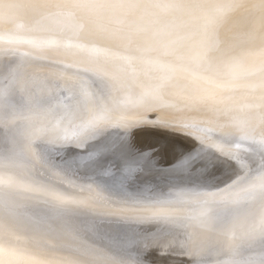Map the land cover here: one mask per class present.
<instances>
[{"label":"snow or ice","instance_id":"1","mask_svg":"<svg viewBox=\"0 0 264 264\" xmlns=\"http://www.w3.org/2000/svg\"><path fill=\"white\" fill-rule=\"evenodd\" d=\"M239 10L258 31L252 43L224 50L216 39L217 31ZM5 25L9 26L7 31ZM55 26H60V34ZM41 29H47L48 34L21 35ZM82 33L86 39L81 38ZM5 42L75 50L90 62L122 72L128 83L109 78L107 71L95 73L91 83L80 82L79 90L68 88L74 108L72 104L64 107L71 117V128L62 123V117L51 138L40 134L47 146L27 159L0 151V264H126L119 251L106 250L88 238L91 232L103 240L116 220L73 218L62 209L93 201L57 193L46 179L48 171H73L57 145L64 147L65 153L71 151L68 144L83 147L103 130L114 110L159 104L206 112L221 129H234L220 132L221 144H228L236 132H242L240 139L251 140L264 150V0H0V44ZM116 42L129 47L113 46ZM2 54L11 51L0 49ZM5 71L0 62V101L12 87L11 80L5 86ZM18 72L17 68H7L11 77H17ZM178 80L197 84L201 90L175 93L171 85ZM256 120L260 125L258 138ZM232 160L239 157L221 147L219 156L210 162L213 170L218 163H227L222 186L212 189L201 184L150 196L124 193L110 201L114 216L136 213L185 228L193 220L215 225L234 214L233 206L264 203V163L244 169ZM18 168L29 171L21 178L24 187L50 192L53 208L42 213L47 220H25L13 206L11 193L5 199L4 185L15 182L12 174ZM211 251L216 253L218 264H264V212L258 224L242 236H234L227 252L218 248ZM137 264L143 261L138 258ZM196 264L203 262L197 259Z\"/></svg>","mask_w":264,"mask_h":264},{"label":"bare ground","instance_id":"2","mask_svg":"<svg viewBox=\"0 0 264 264\" xmlns=\"http://www.w3.org/2000/svg\"><path fill=\"white\" fill-rule=\"evenodd\" d=\"M38 2L56 3L62 2V0H38ZM8 28V25L4 26L5 31ZM55 31L60 34V26H55ZM257 31L258 26L251 25L245 18L243 10H239L233 13L218 29L216 39L219 41L220 47L227 50L230 47L252 43ZM46 34H48L47 29L21 33V35L35 36ZM81 38L86 39V34L82 33ZM113 46L129 47V45L119 42ZM0 49L11 51V54L0 55V62L6 69L5 86L10 80L12 81L11 90L6 91L3 100L0 101V147L8 146L9 149L16 150V155L21 159H27L38 148L47 146L45 137L40 134L43 132L45 136L51 138L57 121L62 117L64 125L69 128L73 126L69 124L71 117L64 107V105L72 104L74 108V101L68 91L69 87L79 90L81 81L85 84L91 83L90 78L94 79L95 73L103 71H107L109 78L115 79L121 84L128 83V78L122 72L100 63L90 62L75 50L67 51L52 47L31 48L23 43L10 45L7 42L0 44ZM9 66L19 70L17 77L8 75L7 68ZM78 73L80 75H77ZM171 88L175 93H194L201 90L199 85L186 80L174 82ZM44 111L47 116L45 113L44 116L40 113ZM184 124L190 125V127L183 128ZM254 126L257 128L258 138L260 128L258 120L254 121ZM221 131H234V129H221L219 123L206 112L177 110L159 104L135 105L123 110L117 109L113 111L112 119L103 125V130L89 139L83 147H77L74 143L68 144L66 147L71 151L65 153V148L57 145L58 150L64 155V161L70 162L73 166L71 173L60 172L59 174L64 176V179L65 177L66 179H77L79 181L77 184H84L83 186L93 189L96 194L110 196L113 200H118L124 193L145 196L160 195L173 188H193L201 184H206L207 187L214 189L217 186H222L228 174L227 163H218L215 170L210 163L219 156L221 147L224 151H231L234 156H238V161L232 160L231 162L243 164L244 169H255L264 163V150H261L260 146L251 140L240 139L242 132H236L228 144H221L223 139L220 136ZM237 144L241 146L236 147ZM14 147L15 149H13ZM249 148L253 150L247 151L246 149ZM37 167H40L38 162ZM33 171L35 170L33 169ZM28 173V170L19 168L13 173L15 181L13 184H24L21 178L29 175ZM206 173H211V175ZM62 177L59 176V179ZM49 180L51 179L49 178ZM59 193L61 192L59 191ZM43 194L42 196H44ZM18 196L20 197V195ZM34 199L33 202H35ZM49 201H51L50 198ZM49 201L47 200V202ZM29 202L27 203L29 204ZM47 202H45L46 206L49 204ZM233 207L236 209L233 216L236 214L240 216V221H238V224L241 225L239 237L254 224H258L260 215L264 212V203L259 201ZM27 213L26 211L25 214ZM126 219H115L116 223L113 227H123L129 233L141 236L143 234L144 236L146 234L153 236V232L161 230L160 234L163 237L161 244H156L151 248L143 245L138 246L139 249L136 247L137 250L134 248L137 257L143 261V264H196L197 259L201 260L203 264H218L216 253L211 251V249L217 248L215 243L218 237L214 233L206 232L203 224L198 221H189L185 228H181L178 225L150 220L143 216L134 220ZM93 220L101 219L94 218ZM111 233L113 235V232ZM237 235L238 232L224 246L227 251L232 246L234 236ZM117 236L119 235L116 234ZM122 237L124 235L121 234ZM127 240L130 241V239ZM93 241L97 240L94 238ZM108 242L110 241L108 240ZM130 242V244H134L136 241ZM135 252L133 251V253ZM131 255L133 254L131 253ZM224 258V256L220 257V259Z\"/></svg>","mask_w":264,"mask_h":264},{"label":"rangeland","instance_id":"3","mask_svg":"<svg viewBox=\"0 0 264 264\" xmlns=\"http://www.w3.org/2000/svg\"><path fill=\"white\" fill-rule=\"evenodd\" d=\"M41 114H43V116L46 114L45 111L42 113L40 112ZM45 113V114H44ZM47 116V114H46ZM43 120H46V118ZM15 149V147L13 148ZM6 150V151H5ZM0 151H2L4 154L5 153H8V154H17L16 150H11L8 148V146H5V147H0ZM8 154H5V155H8ZM17 156V155H16ZM19 169V168H18ZM18 169L16 171H18ZM15 171V172H16ZM14 172V173H15ZM33 174L35 171H33ZM47 173H49V175L46 176V179L48 181H50V183H52L51 185L52 186H55V187H52L53 191H57V193H59V191L61 193L64 192V194L66 193V195H71L73 196L74 198L76 199H81V200H86V201H93L85 206H80V205H69L67 207H65L64 209H62V211L66 212L67 214L71 215L72 214V217H75L77 216V218L79 217H83L82 219L79 218L80 220H86L87 218H89L91 221L94 219V218H100V219H120V218H127V219H137L138 217H140L141 215H138L136 213H127L125 215H120L118 217L114 216V211H115V207L112 203H110V201H115L113 200L112 197H108V196H101V195H98V193L96 194L95 191H93V189L87 187V186H83L82 184H77V182L79 183V181L77 179H71V178H67L68 180H71L72 183L69 184L68 183V180L64 179V176L62 177L61 174L59 173H56V172H52V171H48ZM52 173V174H51ZM29 174V173H28ZM6 175V174H5ZM13 175V174H12ZM54 175V177H53ZM57 175V176H56ZM7 176V175H6ZM52 176V178H51ZM59 176L62 177L59 179ZM49 178L51 180H49ZM66 180V181H65ZM74 180V181H73ZM52 181V182H51ZM60 181V182H59ZM74 182V183H73ZM21 185H23L22 183H20ZM20 184H13V185H8L7 183L4 185V197L5 199L7 200L8 199V194L9 193H12L11 194V199H12V202H13V206L21 213V216L25 219V220H32V221H35L37 219H44V220H47V217H44L41 213L44 212L45 210L49 211L51 210V208H53V201H52V197L50 196V192L48 191H43L42 190H36V189H27V187H21ZM18 185V186H17ZM58 185V186H56ZM83 186V187H82ZM16 187V188H15ZM56 188V189H55ZM58 188V189H57ZM26 189V190H25ZM12 190V191H11ZM20 190V191H18ZM23 190V191H22ZM28 190V191H27ZM64 190V191H63ZM6 191V192H5ZM17 191V192H16ZM22 191V192H21ZM38 191H39V196H38ZM15 192V193H13ZM21 192V193H20ZM29 192V193H28ZM34 192V193H33ZM26 195V199H25V195ZM27 193V194H26ZM36 193V194H35ZM22 194V195H21ZM42 194L44 196H42ZM20 195V197L18 196ZM24 195V196H23ZM38 196V197H36ZM41 196V197H40ZM50 196V197H49ZM24 197V199H23ZM28 197V198H27ZM33 197L34 201L36 202H33V199H31ZM46 197V198H45ZM40 198V199H38ZM49 198L51 201H49ZM21 199V200H19ZM29 199V200H28ZM38 199V200H37ZM45 201H44V200ZM26 200V201H25ZM32 200V201H30ZM39 200H42V201H39ZM47 200L49 202H47ZM30 201V202H29ZM39 203H38V202ZM98 201V202H97ZM15 202V203H14ZM19 202V203H18ZM29 202V204L27 203ZM41 202H44V203H41ZM45 202H47V206L45 204ZM51 202V204H50ZM33 203V205L31 206V204ZM37 205V204H40L41 205V209H40V205L38 206H34V205ZM45 204V205H44ZM21 205V206H20ZM24 205V207H23ZM29 205V206H27ZM31 206V207H30ZM45 206V207H43ZM29 207V208H28ZM39 207V208H38ZM43 207V209H42ZM48 207V208H47ZM93 207V208H92ZM26 210H25V209ZM36 208V209H35ZM45 209V210H44ZM24 210V211H22ZM26 211L28 212L27 214ZM30 211V212H29ZM24 212V213H23ZM39 213V214H38ZM30 214V215H28ZM52 217L55 218V213L52 212L51 213ZM74 215V216H73ZM76 215V216H75ZM28 216V217H27ZM89 216V217H87ZM110 216V217H109ZM43 217V218H42ZM85 217V219H84ZM91 217V218H90ZM37 218V219H36ZM126 219V220H127ZM88 220V219H87ZM86 220V221H87ZM88 220V221H90ZM226 220V221H224ZM222 221H220L219 223L215 224V225H209V224H203L206 232H209V233H214L218 238L216 239V246L217 248H219L220 251L222 252H227V248H224L225 245H227V243H229L231 241V237L236 233L238 232V235L236 237H239L240 235V227L241 225L238 224V221H240V216H238L237 214L236 215H231L229 216L228 218L224 219ZM132 221V220H131ZM129 222V221H128ZM209 225V226H208ZM220 226V227H219ZM213 227V228H212ZM119 228V229H118ZM118 228H115V227H112L111 229H107L106 234H108V236H104L103 240L101 241L100 240V243H99V239L97 237L96 234H92L91 232L89 233V237L90 238L89 240H97L99 244H103V247L107 249H114V251H120V255L123 256L124 260L126 261V264H133V263H137V254H136V250L139 249V247H141V245L147 247V248H151L153 246H156L161 244L162 242V235L160 234V232H158L156 230V232H153L152 234H154L153 236H149L148 235L147 237L144 236V234L141 236L139 234H136V233H129L127 230L123 229V227H118ZM208 228V229H207ZM236 228V229H235ZM114 230V231H113ZM217 230V231H216ZM222 230V231H221ZM234 230V231H233ZM113 232V235L111 232ZM216 231V232H215ZM111 234H110V233ZM122 232V233H121ZM126 232V233H125ZM120 233V234H119ZM129 233V234H128ZM156 233V234H155ZM218 233V234H217ZM115 234V235H114ZM116 234L119 235L116 237ZM121 234L122 236L124 235V237L121 238ZM131 234V235H130ZM135 234V235H134ZM132 236V237H131ZM137 237H139L137 239ZM120 238V239H119ZM130 239V241H132L133 243H137V244H130L131 242L128 241L127 239ZM107 239V240H106ZM140 239V240H139ZM108 240L110 242H108ZM127 240V241H125ZM97 241H95L97 243ZM138 241V242H137ZM127 242V243H126ZM129 242V243H128ZM222 242V244H221ZM107 243V244H106ZM116 243V244H115ZM218 243V244H217ZM105 244V246H104ZM111 244V245H110ZM108 245V246H107ZM139 246V247H138ZM220 246V247H219ZM113 247V248H111ZM116 247V249H115ZM136 247H138L136 249ZM222 247V248H221ZM119 248V249H118ZM134 248L136 250H134ZM106 249V250H107ZM124 249V250H123ZM226 249V250H225ZM224 250V251H223ZM133 251L135 253H133ZM129 253V254H128ZM131 253L133 255H131ZM125 255V256H124ZM129 255V256H128ZM133 257H131V256ZM137 257V258H135ZM132 258V259H131ZM136 259V260H135ZM226 259V257L224 258ZM129 260V261H128ZM134 261V262H133ZM132 262V263H131Z\"/></svg>","mask_w":264,"mask_h":264}]
</instances>
